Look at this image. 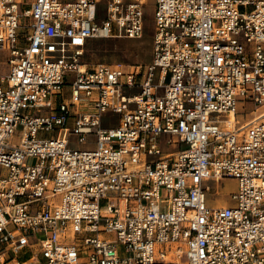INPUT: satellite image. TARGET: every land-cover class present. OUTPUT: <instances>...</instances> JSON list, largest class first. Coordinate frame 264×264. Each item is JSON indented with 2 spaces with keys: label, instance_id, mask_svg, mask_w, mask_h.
<instances>
[{
  "label": "built area",
  "instance_id": "2783aa9c",
  "mask_svg": "<svg viewBox=\"0 0 264 264\" xmlns=\"http://www.w3.org/2000/svg\"><path fill=\"white\" fill-rule=\"evenodd\" d=\"M145 4L0 0V264H264V0H154L147 63L85 61Z\"/></svg>",
  "mask_w": 264,
  "mask_h": 264
},
{
  "label": "rangeland",
  "instance_id": "374dc122",
  "mask_svg": "<svg viewBox=\"0 0 264 264\" xmlns=\"http://www.w3.org/2000/svg\"><path fill=\"white\" fill-rule=\"evenodd\" d=\"M153 4L154 0H146V4L143 8L145 28L140 38H92L88 41L85 48V61L90 63H147L151 57ZM6 54V51H0V74H4L8 70ZM63 95H69V91L66 87L63 90ZM247 103L243 104L241 101L237 102V125H241L253 118L255 116L254 113L256 114L264 111V107L254 108L252 103ZM74 111L75 107H72L71 113ZM259 120H264V116L259 118ZM66 130L67 127L58 131L61 135L65 136ZM20 136H22V130L21 127L18 126L12 141L14 143H19ZM68 140L69 146L73 148L92 149L94 147L93 134L87 135L86 143L84 144L78 143L74 135H70ZM162 149L163 151L171 150L173 149V145L162 146ZM205 184L209 187L206 191V196L210 205L223 206L232 203L230 195L237 190V181L234 178L226 176L211 177L206 180ZM59 199L60 195L55 194L49 197V202L55 204ZM68 239H70V237H68ZM0 250H2L1 244Z\"/></svg>",
  "mask_w": 264,
  "mask_h": 264
},
{
  "label": "bare ground",
  "instance_id": "6f19581e",
  "mask_svg": "<svg viewBox=\"0 0 264 264\" xmlns=\"http://www.w3.org/2000/svg\"><path fill=\"white\" fill-rule=\"evenodd\" d=\"M254 119H259V118H261V117H263L264 116V111L263 112H260V113H254Z\"/></svg>",
  "mask_w": 264,
  "mask_h": 264
},
{
  "label": "crops",
  "instance_id": "0c3cea01",
  "mask_svg": "<svg viewBox=\"0 0 264 264\" xmlns=\"http://www.w3.org/2000/svg\"><path fill=\"white\" fill-rule=\"evenodd\" d=\"M21 257H22V258H25V257H27V254H22Z\"/></svg>",
  "mask_w": 264,
  "mask_h": 264
}]
</instances>
